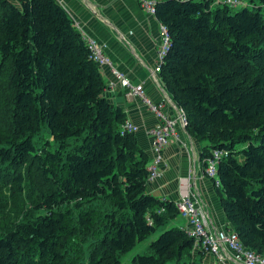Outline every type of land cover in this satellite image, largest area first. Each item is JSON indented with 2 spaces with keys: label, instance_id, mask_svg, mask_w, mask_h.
<instances>
[{
  "label": "trees",
  "instance_id": "1",
  "mask_svg": "<svg viewBox=\"0 0 264 264\" xmlns=\"http://www.w3.org/2000/svg\"><path fill=\"white\" fill-rule=\"evenodd\" d=\"M155 1L170 34L160 77L202 161L227 153L226 220L264 257V0ZM108 89L57 0H0V264H121L180 215L147 191L150 156ZM199 247L173 227L132 264H198Z\"/></svg>",
  "mask_w": 264,
  "mask_h": 264
},
{
  "label": "crops",
  "instance_id": "2",
  "mask_svg": "<svg viewBox=\"0 0 264 264\" xmlns=\"http://www.w3.org/2000/svg\"><path fill=\"white\" fill-rule=\"evenodd\" d=\"M73 19L83 38L92 39L102 45L105 55L115 68L124 73L135 84L144 87L145 94L155 103L165 102V111L177 114L171 102L160 74L155 73L159 65L158 52L162 41L161 25L155 14L150 15L137 0H57ZM102 77L109 87L107 96L112 103L120 107L134 125L139 127L136 133L138 143L152 156V138L149 132L157 119L139 98H129L125 89L117 81L110 67H101ZM164 90V91H163ZM168 93V92H167ZM203 144L193 139L187 131L180 129L178 137L172 138L164 152L161 165L162 176L147 186L153 196L175 201L179 198L178 184L184 177L192 178L197 193L208 207L211 221L216 230H231L226 220L222 194L207 177L201 157ZM190 176V177H189ZM175 228L190 227L187 218L179 215L172 220ZM174 226V225H173ZM193 258L198 264H224L210 254H201L194 250ZM202 255V256H201Z\"/></svg>",
  "mask_w": 264,
  "mask_h": 264
},
{
  "label": "built area",
  "instance_id": "3",
  "mask_svg": "<svg viewBox=\"0 0 264 264\" xmlns=\"http://www.w3.org/2000/svg\"><path fill=\"white\" fill-rule=\"evenodd\" d=\"M141 7L150 15L155 14V0H137ZM226 5L238 7L243 5L240 0H226ZM162 41L159 46L158 58L159 65L155 69V73L161 72V65L166 52L169 49L170 34L167 27L161 26ZM89 48L93 53L94 61L100 66H108L114 78L120 82L125 89L129 98H139L149 111L155 115L157 122L149 132L152 138V156L148 165L149 183L160 178L161 165L164 163V152L170 144L172 138L178 137V131L185 129L187 118L184 111L180 110L176 116L165 111V102L155 103L146 94L143 85L135 84L129 80L124 73L115 68L111 60L105 55L103 46L92 39L87 40ZM124 132L137 133L139 127L134 125L130 119H127L122 125ZM227 157V153L214 150L211 157L206 160L205 173L209 177L214 186L220 185L217 168L220 161ZM194 187V188H193ZM179 198L174 201L180 215L190 222V227H186L189 237L196 240L199 248H203L205 252L210 253L220 259L224 264H264V257L247 249L242 243L236 232L229 230H216L211 221V215L208 207L197 193L192 178L184 177L179 180L178 184ZM165 201V199H164Z\"/></svg>",
  "mask_w": 264,
  "mask_h": 264
},
{
  "label": "rangeland",
  "instance_id": "4",
  "mask_svg": "<svg viewBox=\"0 0 264 264\" xmlns=\"http://www.w3.org/2000/svg\"><path fill=\"white\" fill-rule=\"evenodd\" d=\"M250 0H244V2L247 4ZM250 8H252V5H250ZM242 9V6H238V7H233L234 12L235 11H239ZM148 109V108H147ZM185 131H187V126L184 129ZM52 140L49 137V134L47 131H43L40 136H37L35 138V144L38 148L42 147V145L45 143V141L47 140ZM166 151V150H165ZM164 156V155H163ZM205 172V171H204ZM190 177V176H189ZM194 188V187H193ZM174 225V226H173ZM175 227V224L173 222H170V224L165 225L163 227H160L157 229L156 232H154V234H152L150 237H148L147 240L138 243V245L133 248L131 251L127 252V253H123L121 256V264H132L133 260L138 257L139 255H145L148 254V252L150 251V245L151 243H153L155 240L158 239V237L165 231L170 230L171 228ZM151 253V251L149 252ZM196 264V262H194Z\"/></svg>",
  "mask_w": 264,
  "mask_h": 264
},
{
  "label": "water",
  "instance_id": "5",
  "mask_svg": "<svg viewBox=\"0 0 264 264\" xmlns=\"http://www.w3.org/2000/svg\"><path fill=\"white\" fill-rule=\"evenodd\" d=\"M164 91V90H163ZM165 93V95H168V93L167 92H164ZM168 98H169V100H170V102H171V98H170V95H168ZM173 106H174V109L177 111V112H179L180 110H178V108H177V106H176V104L175 103H173Z\"/></svg>",
  "mask_w": 264,
  "mask_h": 264
}]
</instances>
